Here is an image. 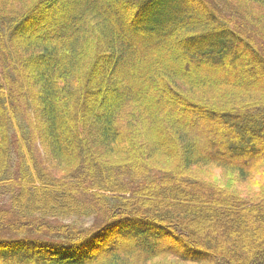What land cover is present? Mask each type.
Here are the masks:
<instances>
[{
  "label": "trees",
  "instance_id": "trees-1",
  "mask_svg": "<svg viewBox=\"0 0 264 264\" xmlns=\"http://www.w3.org/2000/svg\"><path fill=\"white\" fill-rule=\"evenodd\" d=\"M263 37L264 0H0V264H264Z\"/></svg>",
  "mask_w": 264,
  "mask_h": 264
},
{
  "label": "rangeland",
  "instance_id": "rangeland-1",
  "mask_svg": "<svg viewBox=\"0 0 264 264\" xmlns=\"http://www.w3.org/2000/svg\"><path fill=\"white\" fill-rule=\"evenodd\" d=\"M239 20V19H238ZM244 26V28L246 29V31L251 35V36H256L257 40H258V32L256 30H254L253 28H250L249 26L246 25H241ZM250 28V29H249ZM244 35L249 36L247 33H244ZM261 37V36H260ZM264 38V37H263ZM262 40V39H260ZM192 47V46H191ZM190 45L187 46V48H191ZM190 50V49H189ZM192 50V49H191ZM253 75L254 71L253 69H251ZM36 90V89H35ZM33 88V91H35ZM43 122V121H42ZM39 147V145H38ZM195 173H197V171H195ZM202 173V174H201ZM200 174L201 175H205L207 176L209 179L218 182V184H222V186H225L239 194L242 195H246L247 191L250 189H254L255 187L253 182H251L250 184L246 183V182H240L239 179L236 176H233L231 173L229 172H225L223 170H220L219 168L215 167V166H209V167H203L200 170ZM197 177L199 176L198 174H195ZM257 182V181H255ZM96 219V218H95ZM93 221V220H92ZM94 222V221H93ZM92 222V223H93ZM209 222V221H208ZM91 223V222H90ZM208 225L207 223H205V228H207ZM204 228V226L202 227V229ZM207 231V229H206ZM167 262L169 264H185L183 262H181L180 260L176 259V258H171V259H167Z\"/></svg>",
  "mask_w": 264,
  "mask_h": 264
}]
</instances>
